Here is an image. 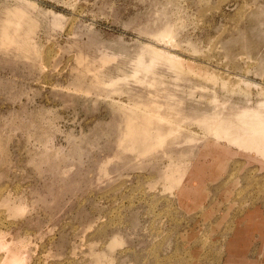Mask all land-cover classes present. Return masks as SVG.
<instances>
[{
  "label": "rangeland",
  "instance_id": "1",
  "mask_svg": "<svg viewBox=\"0 0 264 264\" xmlns=\"http://www.w3.org/2000/svg\"><path fill=\"white\" fill-rule=\"evenodd\" d=\"M240 111L264 129V0H0V264H264Z\"/></svg>",
  "mask_w": 264,
  "mask_h": 264
},
{
  "label": "crops",
  "instance_id": "2",
  "mask_svg": "<svg viewBox=\"0 0 264 264\" xmlns=\"http://www.w3.org/2000/svg\"><path fill=\"white\" fill-rule=\"evenodd\" d=\"M222 143L219 144H212L213 148H217V150L223 152V153H232L234 151V147H230L224 144L221 145ZM228 147V148H227ZM214 150V149H213ZM237 151H240L237 149ZM208 155V151H203L201 156H207ZM197 167V166H196ZM196 170L193 172L189 171L187 172V174L185 175V179L183 184L180 186V188L178 189L179 191V198H181L182 203H186V202H190L192 204H195L194 202L196 201H192V199L196 197L197 192H199L201 186L204 184L203 180L205 179L204 177L208 174L210 177H212V172L207 171L208 168L203 165L200 167L195 168ZM190 170V169H189ZM207 178V177H206ZM191 200V201H190Z\"/></svg>",
  "mask_w": 264,
  "mask_h": 264
},
{
  "label": "bare ground",
  "instance_id": "3",
  "mask_svg": "<svg viewBox=\"0 0 264 264\" xmlns=\"http://www.w3.org/2000/svg\"><path fill=\"white\" fill-rule=\"evenodd\" d=\"M156 49V48H155ZM154 51V55L155 56H162V52H159V50H153ZM166 61L169 62V64H175V61H174V57H172L171 55H167L166 57ZM176 63L178 64L179 67H184L183 63L181 64L180 62L178 63V61H176ZM241 114L242 111H240ZM254 113L257 114V117L260 118V115L262 114V112H258V111H255ZM175 115V114H174ZM249 116V113H245L242 115V118H244V120H242V127L240 128V134H235L234 133L232 135H234V137L236 138V143L238 145H243V146H246L247 148H250L252 151L255 150V152L257 153H262V155L264 156V129H260L258 126H253L252 128H248V125L247 122H246V119L247 117ZM220 129V127H219ZM218 129V130H219ZM229 131L224 129L223 133H228ZM246 135H250L251 138H248L246 137ZM240 137V138H239ZM257 137V138H256ZM250 139V140H248ZM253 139V140H251Z\"/></svg>",
  "mask_w": 264,
  "mask_h": 264
}]
</instances>
